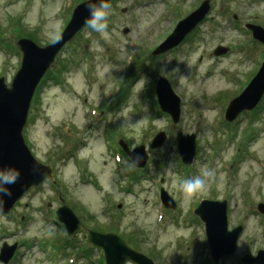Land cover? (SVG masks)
I'll list each match as a JSON object with an SVG mask.
<instances>
[{
  "label": "rangeland",
  "instance_id": "1",
  "mask_svg": "<svg viewBox=\"0 0 264 264\" xmlns=\"http://www.w3.org/2000/svg\"><path fill=\"white\" fill-rule=\"evenodd\" d=\"M85 1L0 0L5 85L20 66L17 39L32 34L38 46L48 45ZM204 1L111 0L103 9V32L87 25L58 52L62 83L37 88L22 131L32 156L51 167L55 184L30 189L10 214L0 216V249L15 246L0 264H104L83 234L70 238L71 249L56 250L66 238L53 216L59 198L87 230L116 234L153 264H241L240 257L264 251V212L256 209L264 207V94L253 116L246 112L231 123L224 120L230 101L264 61V45L244 28L264 30V0H208L206 21L177 49L151 55L177 21ZM217 49L225 51L214 56ZM159 78L179 98L176 123L157 108ZM158 133L165 140L150 149ZM177 133L195 137L187 167L176 151ZM118 141L128 150L144 147L141 177L124 153L115 155ZM196 177L202 186L184 193L183 181ZM160 188L173 199V211L161 205ZM203 199L225 200L228 230L243 228L233 256L217 262L210 259L203 225L193 215Z\"/></svg>",
  "mask_w": 264,
  "mask_h": 264
},
{
  "label": "water",
  "instance_id": "2",
  "mask_svg": "<svg viewBox=\"0 0 264 264\" xmlns=\"http://www.w3.org/2000/svg\"><path fill=\"white\" fill-rule=\"evenodd\" d=\"M110 1L103 0L107 4ZM100 3L101 0H87L78 4L72 9L69 21L62 32L47 46L39 47L25 38L16 42L21 53L19 69L8 86L5 85L3 78H0V178L8 177V180L0 179V216L10 214L13 205L29 189L39 187L46 180H53L50 167L38 163L25 145L22 136L23 127L31 99L40 80L55 61L58 52L87 25L85 20L90 19L88 5L99 7ZM208 11L209 1L205 0L195 11L175 24L172 33L151 54L153 56L166 54L178 47L187 34L202 22ZM245 28L251 33L254 41L264 45V30L261 27L249 24ZM126 32L127 29H124L123 34ZM224 51V49H217L214 51V56ZM169 86L166 80L159 78L155 86V96L158 108L167 114L173 123H176L180 114L178 107L180 101ZM263 92L264 61L244 90L230 101L225 109L224 119L232 122L242 111L253 110ZM164 140L163 133L156 134L149 148L160 147ZM175 141L181 163L184 166L190 165L195 153V137L177 133ZM119 145L135 168L141 170L145 166L147 155L143 146L128 150L121 141ZM159 198L166 209H175L173 199L162 189ZM226 206L225 201H202L194 210V215L204 225L207 249L214 262L234 254L237 241L243 232L240 226L228 230ZM257 211L263 214V205H257ZM55 215L68 237L85 231L88 245L101 252L104 264H153L143 254L129 248L116 234H100L86 230L65 205L62 204L55 211ZM14 248L15 246H3L0 249L2 263H7L12 257ZM241 263L264 264V251H258L255 257L244 256Z\"/></svg>",
  "mask_w": 264,
  "mask_h": 264
},
{
  "label": "clouds",
  "instance_id": "3",
  "mask_svg": "<svg viewBox=\"0 0 264 264\" xmlns=\"http://www.w3.org/2000/svg\"><path fill=\"white\" fill-rule=\"evenodd\" d=\"M108 7L109 5L107 3H104L103 0H101L99 7H95L92 4L88 5L90 19L86 18L85 22L90 28L97 32H103L106 27L105 23L102 22L106 15L103 9H106ZM0 179L8 180V177H2ZM202 184L203 181L199 177H196L191 180H184L181 184V188L184 193H191L194 190L200 188Z\"/></svg>",
  "mask_w": 264,
  "mask_h": 264
},
{
  "label": "trees",
  "instance_id": "4",
  "mask_svg": "<svg viewBox=\"0 0 264 264\" xmlns=\"http://www.w3.org/2000/svg\"><path fill=\"white\" fill-rule=\"evenodd\" d=\"M31 35H26L25 37H28L30 38L31 40L33 39ZM45 76L44 78L42 79V81L40 82V85H43L44 83H50L52 85H59L62 83V80H63V67L61 64H58V65H53V67L48 70L47 72H45ZM255 113V112H254ZM254 114H252L253 116ZM133 180H136V177H132ZM68 242H65V243H59L58 246H54L56 248V250H59V251H65V250H68V249H71L70 246H68ZM91 248L89 247L88 248V251L90 250ZM84 257L89 259L90 257V253L89 252H84Z\"/></svg>",
  "mask_w": 264,
  "mask_h": 264
},
{
  "label": "flooded vegetation",
  "instance_id": "5",
  "mask_svg": "<svg viewBox=\"0 0 264 264\" xmlns=\"http://www.w3.org/2000/svg\"><path fill=\"white\" fill-rule=\"evenodd\" d=\"M204 21H206V18H205ZM204 21H203V22H204ZM107 108H108V109H107V111H108L110 107H107ZM112 146H113V145H110L109 150H112ZM73 147H75V143H74V145H72V148H73ZM120 151H121V149L118 148L117 150L114 151V153L117 154V155L120 154L121 157H122V155H123L124 152H120ZM124 154H125V153H124ZM125 155H126V154H125ZM112 157H113V156H112ZM126 157H127V156H126ZM126 161L129 162L128 157L126 158ZM144 169H145V168H144ZM144 169L139 170V172L143 173L142 171H143ZM141 176H142V175L140 174V177H141Z\"/></svg>",
  "mask_w": 264,
  "mask_h": 264
}]
</instances>
